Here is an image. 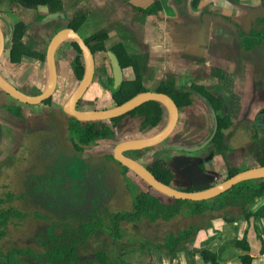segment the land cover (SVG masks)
Segmentation results:
<instances>
[{"label":"crops","instance_id":"crops-1","mask_svg":"<svg viewBox=\"0 0 264 264\" xmlns=\"http://www.w3.org/2000/svg\"><path fill=\"white\" fill-rule=\"evenodd\" d=\"M91 1L63 0V11L54 12L60 14L56 17L57 31L71 27L68 25V23H71L72 28L82 32L81 27L84 26L82 14L87 13L86 11L91 12L90 8L95 12H102L103 10L112 12L115 17L121 19L118 25L114 22L98 31L88 30L84 36L95 39L97 33L107 30L109 32V37L106 39L107 46L112 48L116 44L123 43L128 48L129 53L140 60L139 66L143 72L142 84L145 89L157 91L159 87H166L164 82L168 81L170 90L174 93H180L178 96L181 98L183 94L181 89L185 87V90L190 92L191 98L190 103H182V111L184 112L182 116L185 117V121L190 123V129L186 133H192L195 128L196 131L203 128L204 124L209 121L212 109L215 110L216 117L217 114L229 116L231 122L223 128V134L224 136L235 135V137H232L233 140L227 151H220L212 143L213 148H215L214 152L228 159L231 158L230 155L233 152L244 153V144L239 141V136L243 134L239 130L244 128V101H234L229 97L244 92V70L240 69L244 63V51L248 55L251 51L260 50V46H256L255 37L252 36L257 34L252 23L258 16L262 15L260 13L258 15V12L254 9L259 3L255 2L251 5L250 0H198V3L194 5L196 0H95V5L92 6ZM65 2H71V4H65ZM0 11V18L4 15L17 16L23 18L28 26L29 21L37 17L34 12L31 14L26 13V15L19 14L20 8L15 0H0ZM61 14H64L65 17ZM61 17L65 19L67 24H59ZM202 18H204V21L200 20ZM73 19L79 20V24H73ZM33 32L30 31L32 35ZM260 35L264 40V32ZM26 40H29V38ZM32 45L36 47L34 51L42 52L43 50L47 51L49 43H41L33 39ZM58 52L61 58L59 64L64 67L60 78L66 81V77L70 75L71 70L66 69L69 63L64 59L65 55L61 54L60 47L57 54ZM23 56L28 57V55ZM21 63L13 69L8 67L13 75L17 76L16 79L22 77L25 80L23 82L26 84L30 83V78L34 74H37L40 87L46 83V65L42 66L39 62H31L28 58H24ZM30 65L32 71L28 74ZM124 70L125 79L133 80L136 78L133 67L124 68ZM236 70L239 71L235 72ZM26 75L27 78H25ZM156 80L159 82L157 90L149 89L150 85ZM95 85L96 83L92 84L86 98L92 100L90 93ZM192 85L197 86L199 90L191 88ZM98 87L103 90L102 92H105L101 85L97 84ZM202 92L207 96H211L215 102L208 100ZM222 94L227 96L230 101H224ZM65 97V92L61 93V98ZM88 103L90 104L92 101H88ZM258 108L259 106H256L254 111ZM167 117L168 115H164L163 121L158 126L153 125L146 133L152 134L159 131L160 127L166 123ZM194 123L196 124L195 127L191 128V124ZM202 136L207 135L203 134ZM219 147L221 146L219 145ZM160 158L165 159L167 162L171 161L170 157L164 154ZM73 170L74 173L78 171L74 168ZM52 180V178L45 179L39 185L29 187V197L34 203L47 204L48 209L49 207L62 209L60 213L61 220L57 221L59 224L56 232L63 231L65 222L78 227L79 220L84 219V215H89L88 213L93 210V207L86 208L83 212L79 210L75 214L64 213L65 208H70L74 204L73 201H75L73 193L68 190L70 184L63 185L60 182L54 184L51 183ZM135 183L137 182L135 181ZM174 185L179 187V181L174 180ZM128 186L130 188L129 184ZM63 191H65V194H69V197H65L67 200L63 199L61 194H58ZM131 191L127 193L134 198L135 190ZM33 196L37 197L39 201L33 199ZM258 201L264 206V197L257 198ZM77 202L79 205L83 204L84 198H79ZM60 203L65 206L61 208ZM90 205L92 204H88V206ZM108 205L109 203L106 206L107 209ZM255 207L254 211L260 212L262 215L259 219H264V210L257 211ZM239 219L241 218L234 220L240 221ZM259 219H253L251 224L246 219L244 220V222H248L250 227V230L247 229L246 232L248 231L247 233L253 238L254 243L253 245L249 243L250 251H254L255 247L258 251L263 246L264 234L260 237L257 230L259 225L256 220ZM236 224L235 222L234 226ZM44 232L47 235L45 230ZM95 237L98 238L96 242L92 243ZM95 237L91 238L88 244L90 243L93 247H96L99 244L107 243L106 239L100 238L98 235ZM41 241L42 239L39 237V242L41 243ZM257 241L259 242L257 243ZM242 251L244 252L243 249ZM250 251L246 253H249L254 259ZM261 253H264V250ZM241 260L244 262L243 258Z\"/></svg>","mask_w":264,"mask_h":264},{"label":"flooded vegetation","instance_id":"flooded-vegetation-1","mask_svg":"<svg viewBox=\"0 0 264 264\" xmlns=\"http://www.w3.org/2000/svg\"><path fill=\"white\" fill-rule=\"evenodd\" d=\"M260 1H261L260 4H257L254 9L255 11L258 12V15L260 14L262 15L258 16L255 19V21L252 23L254 31L257 32L256 35L253 34L252 36L255 37V41L257 43L256 46L257 47L260 46V50L251 51L248 53V55L244 51V58H243L244 63L240 68L244 70V92L233 94L229 98L233 99L234 101H244V125H245L244 131L252 133V130H250V128H246V124L249 122H254L255 125L258 127V129L262 131L259 137V139H262L264 138V40L262 39L260 34L264 32V0H260ZM34 10L37 17L29 21V27L30 28L34 27V32L32 31L34 34L30 43V45L32 46V54L28 55V57L23 56L19 61H15L13 59L14 57L13 37L11 43L7 40V36L10 33L11 25L9 24L8 19H6L5 17L0 18V25L2 27L3 37H4L3 50L0 55V74L5 79L10 81L12 84H14L17 88H19L21 91H23L25 94L30 96H37L42 92H44L50 78L49 68L47 64V51L46 50H43L42 52L34 51L36 47H34L35 44L34 46L32 45L33 39L35 41H40L41 43L44 42L50 43L54 34L58 32L55 25L56 17H50V19H48L47 21L43 20L45 16L53 14L50 11L49 6L39 7ZM43 12H46V14L43 15ZM19 19L25 22L23 18H19ZM10 20L12 21L15 32V17L10 16ZM61 20H59L60 24H61ZM49 22H51V24L48 25ZM36 23H38V25H36ZM68 25H70L71 27L73 26L71 23H68ZM52 28H55L56 31L55 29ZM27 32L29 33V31ZM78 32L82 35L84 40L90 45L92 51L96 55L95 57L96 72H95L93 84L95 83L99 84L105 90V92H102L103 90H101L98 87L101 95H104L107 91H109V93L112 95L113 101L112 103L110 102L108 105L104 102L103 103L95 102L97 101V98H100V96H96L95 100L93 101L91 99L86 98L88 94L87 92L86 95L82 96L77 101L76 108L78 110L104 109L121 104L119 103L117 95L121 96L122 93L120 91L125 83V80L123 81V83L118 85V87H116V83L113 78L112 59L107 53L106 54L104 53L101 58L100 52L104 51L107 45L105 49H97V46L100 43L99 39H91L90 37L87 36L85 37L84 33H82L81 31L78 30ZM77 44L79 45V43L76 42L75 40H69V41H64L61 44L62 46L61 45L59 46L61 54L63 53L65 55L64 59L67 61V63H69V66H67L66 69L69 68V71L71 70L70 72H72L73 74V77L70 75L67 76L66 81H63L60 78L61 71L59 69L60 66L59 61H61V58L59 57V52L57 54L59 47L56 50L55 62H56L57 81L54 90L52 91L51 95H49L48 97H45L41 101L34 103L24 102V101L22 102L12 97L9 93H7L2 88H0V157L6 156V154L8 153L7 150H5L6 144L8 142L13 141L14 137L17 138L19 137L20 134L23 135L24 133L27 132L32 134L31 137L39 134L40 135L39 140L40 142L43 143L44 153H47L48 156L46 157V161H43L44 168L39 167L38 165L35 164L29 165L30 170L34 169V172H36L35 174H33V172L32 173L30 172L29 176H27V181L30 182V188L31 186L39 185L45 179H49L52 176H54L55 180H57L58 172L60 174H63L58 179L61 181L60 183H62L65 180H67L68 182L67 184H63V185H68V184L74 185L76 182H78L77 185H79V188L73 191V197L76 202L73 201L74 204L71 205L70 208L69 207L65 208L64 213L75 214L76 212H79V210L83 212L86 208L93 207L92 210L93 212L89 210L90 211V213H88L89 215H84V219L89 220L88 218L89 216L93 217L99 214L101 216L107 217L111 213L109 209L106 208V206L108 202H111V200L114 197L118 196L119 192L117 190V182H116L117 175H123L124 177L126 175L132 177V175H130V170L124 168L122 163H120L118 160L115 159L114 157L115 146H117V144L124 139L138 137L139 134L142 135L143 133L149 132V128H151L150 126L153 125H149L147 128H143V123L146 121V118H148L146 110H150L154 107L157 108L158 110L159 106L154 104V100L149 101L137 107L135 110L131 111L130 113L120 116L121 118L117 122L113 120L114 119L113 118L110 120H106L108 121L107 123L105 120L104 121L80 120L75 115L70 114L69 111L66 110V106H69L70 99L72 98L73 94L75 93L78 86L82 82L86 73L85 56L81 46L79 45V47L81 48V50H79ZM9 50H10V54H7ZM24 58H28L31 62H35V63L39 62L42 64V66L46 65L45 75L47 74V81L42 87H40L39 78L37 74H34L30 78V83L25 84L23 82L25 80H23L22 77L16 79L17 76L13 75L12 71L9 69V68L13 69L17 65L22 64L21 62L22 60H24ZM83 66H84V72H82L83 75H81V68ZM239 70H236L235 72H238ZM31 71H32V66L30 65V70L28 74ZM25 78H27V75L25 76ZM164 83L165 86L168 88L159 87L158 90L157 89L156 90L158 92L168 93L175 99L177 104L180 106L179 124L177 130L172 134L171 137L167 139V141H165V145L161 143L155 147L143 149V150L148 151L151 149H155V150L158 149L159 151H164L167 150L166 148H168V151L163 152V154L169 156V154L172 153L169 157L172 158L173 162L171 161L167 162L166 167L169 170L173 171L175 175L173 178H171L172 181L170 184L174 185V180L178 179L177 181H179V185H180L182 183H185V181L188 182L189 178L194 175L195 168H193L192 164L194 163V158L197 157V153H196L197 151L188 161L187 159L184 158L185 157L184 154H190V153L185 149H178L177 147L180 146L179 144L176 143L170 144L171 143L170 140L173 141L174 137L179 135L178 132L180 131V135L183 139V142L181 143V145H183L182 147H186L185 144L186 145L192 144L190 146L188 145L187 147L200 146L202 143L208 140L212 135V132L214 130V121L211 115H209V119H208L209 121L204 124L203 128L199 129L198 127L199 129V130L197 129L198 131H196L195 128V131H193L192 135H190V133H186V131L190 129V123H188V121H185V117L182 116V113L184 112L182 111L183 108H182L181 98L178 96V93L176 92L170 93L169 91H166V89L170 90V88L168 86V81H165ZM145 91L148 90L146 89ZM64 92L68 95H66V97L62 99L61 93L63 94ZM3 95L6 97H3ZM8 97L13 100H17L18 102H20L19 104L21 105L17 104L18 102L16 101L12 102L11 100H9ZM222 99L226 102L230 101L228 97L225 96L224 94H222ZM88 101H92L97 105L91 106L88 103ZM161 104H162L161 110L163 117L160 123L163 121L164 115H168V117L164 126H162L159 130L164 128L169 120V110L163 103ZM256 106H259V108L254 111V108ZM139 109H141L140 111H143V113L138 114L139 111L137 112V110ZM58 114L66 116V120H68V125L72 129L73 128L78 129L79 132H81V136L83 140L90 139L96 134L98 136L106 132L112 133L111 135H107L106 137L95 136V140L89 143L83 141L81 144H92V146L90 147L82 146L83 147L82 149L78 148V146L76 145L78 144V142L76 140L74 141L73 139L70 141V146L72 150L77 156H79L82 159L83 163H85L86 165V168L83 167L81 168V166L78 164L73 165L72 168L74 169L78 167V171H76V173H74V170L72 169L70 171V166L74 162H71L73 158L69 157V152L66 150L59 152L57 151L58 145L56 146V142L53 137V131L56 125L60 123L59 121H57V118L59 116L58 117L55 116ZM128 117L142 118L143 120L139 125L140 127L136 126L132 129L133 130L132 132L130 131V133H132L131 136L125 133L126 136H124L122 139H119L118 127H120V122L122 120L127 119ZM80 121L83 124V127H86V129H84L82 126H79ZM99 122L103 123V125H98ZM195 125H196L195 123L191 124V128L195 127ZM138 128L139 130L137 131V133L134 132ZM205 130H207V132H205ZM203 134H206L207 136H204V138H202L201 136ZM233 136L235 137V135L232 136L226 135L223 137V143L227 145L225 149L223 147H219L217 141H213L214 137L210 142L213 143V145L216 148L218 147L220 151H224V150L227 151V149L230 148L229 144L232 142ZM63 138L65 140H69L68 135H65ZM259 139L258 142L255 143L254 140L253 142H251L249 138H247L244 141V152H246V149H249L251 152L258 153L256 151H257V145L259 144ZM77 140H79V137H77ZM207 145L205 147H207ZM155 150L153 151L155 152ZM176 152H179L181 154L176 156L175 154ZM262 153L264 154V151H262ZM127 154L132 155L130 151H128ZM205 156L206 155H201L200 157H205ZM222 157L224 159V163L226 166V168L224 169L226 171V175H229L230 168L228 167V163H240L244 161V153L242 152H239V154L236 152L231 153L230 159L225 158V156ZM47 159L51 161V163L47 162ZM231 159L232 162H230ZM192 160L193 162H191ZM5 161H6V157H5ZM154 163L147 166H149V168L151 169V166L154 165ZM167 164H170V166ZM199 168L201 171H203V168L200 164H199ZM42 170H44L45 172L41 173ZM113 178H115V181L113 180ZM132 181L135 182L134 179ZM204 185L211 186L212 184L210 182H207L204 184H200V187ZM81 197L84 198V203L79 205L77 200ZM63 199L67 200V198L64 197ZM88 204H92V205L88 206ZM59 206L63 208L65 205L60 203Z\"/></svg>","mask_w":264,"mask_h":264},{"label":"rangeland","instance_id":"rangeland-1","mask_svg":"<svg viewBox=\"0 0 264 264\" xmlns=\"http://www.w3.org/2000/svg\"><path fill=\"white\" fill-rule=\"evenodd\" d=\"M255 2L260 4L261 1L250 0L249 3L252 5ZM90 3L92 4V6H94L95 0H92ZM65 4H71V2H65ZM23 10H27V9L20 8L19 14L22 13L23 15H26L23 13ZM90 10L91 12L86 11L87 13L82 14V16L84 17V19L82 20L84 26L81 27L82 28L81 30L84 34H86L88 30L98 31L104 29L105 27L109 26V24H112L114 22L115 24L118 25L121 21V19L115 17L112 12H108L106 10L105 11L103 10L102 12H98V11L95 12L92 11L93 10L92 8H90ZM28 11H32V10H28ZM45 14L46 12H43V15ZM61 19L60 20L62 25L67 24V22H65V20H63L62 17ZM72 22L73 24H79V20L73 19ZM49 24H51V22H49L48 25ZM36 25H38V23H36ZM32 30L34 31V27L28 28L29 34L33 37V35L30 33V31L32 32ZM59 69L60 71H63L64 67L60 65ZM70 76L73 77L72 72L70 73ZM158 83H159L158 80L154 81V83L150 85L149 89H156L158 87ZM96 96H100V98H97V101H95L98 103L104 102L108 105L110 102L112 103L113 101L112 95L109 93V91H107L104 95L100 94V91L97 88V84L91 90L90 93V97H92L93 101L95 100ZM3 97L6 96L3 95ZM9 100H11L12 102L13 101L18 102L17 100H13L11 98H9ZM19 103L20 102H18L17 104ZM90 105L94 106L97 104L92 102L90 103ZM55 116L56 117L59 116L57 118V121L60 122L59 124L56 125L53 131V137L55 139L56 146L58 145L57 151L59 152L66 150L69 152V157L73 158L71 162L74 163H72V165L70 166V171L71 169L73 170L72 166L76 164L80 165L81 168L82 167L86 168L85 163H83L82 159L74 153V151L70 146V141L73 139L74 141L76 140L77 142H79V140H77V137H80V135L76 133L79 132V130L75 128L72 129L68 125V120H66V116L59 114ZM142 120H143L142 118H130V117H128L125 120H122L120 122V127H118L119 139H122L124 136H126L125 133L131 136L132 133H130V131L132 132L133 131L132 129L136 126L140 127L139 125L141 124ZM107 122L108 121H106V123ZM98 125H103V123L99 122ZM246 128H250V130H252V133L245 132L244 128L240 129L239 132L241 131V133L243 134L239 136L240 138L239 141L242 144H244V141L247 138H249L251 142H253L254 140V142L257 143L262 131L258 129V127L255 125L254 122L247 123ZM138 130L139 128L136 129L134 132L137 133ZM178 133L179 135L175 136L173 141L170 140L171 142L170 144L176 143L179 144L180 146H183L181 145L183 139L180 135V131ZM192 134L193 132L190 133V135ZM31 135H32L31 133L27 132L24 133L23 135L20 134L19 137L17 138L14 137L13 141L8 142L6 144L5 150H7L8 152L6 156L0 157V200L6 199L3 203L0 202V209L2 207H6L10 204H13L17 208H19L22 212L28 214L24 216V218L13 217L7 226L6 234L0 236V257H2V259H0V264L7 263L10 254L13 252L15 248L20 249V252L22 251V254L18 250H17L18 254L17 252L16 254H14L17 259L20 257L21 259L19 260L20 264H36L35 260L37 258H34V256H39L41 253L45 252L46 250L45 247H49L50 245H52L50 243H46V245H44L43 237L46 236L44 232L46 225L61 220L60 213L62 209H53V207H49L48 209L47 204L38 203V202L34 203L33 200L29 197L28 190L30 189L29 188L30 182L27 181V176H29L30 172L31 173L33 172V174L36 173L34 172V169L30 170L29 165L35 164L38 165L39 167L44 168L43 161H46V157L48 156L47 153H44L43 143L40 142L39 140L40 135L38 134L33 137H31ZM65 135H68L69 140H65L63 138ZM201 137L204 138L203 136ZM263 139L264 138L259 139V144L257 145V151H256L258 153L251 152L249 149H246V152H244V161L240 163H228V167L230 168V170L242 171L260 165V163L263 162L264 160V154L262 153V151H264ZM163 144L165 145V142H163ZM82 146L84 145L82 144ZM185 146L187 147L188 145L185 144ZM153 150L155 149H151L148 151L132 150L130 152L132 153L133 156L142 160L143 163L147 165H151L154 162H156L157 157H159L158 154L160 153L158 149L155 150V152ZM196 153H197V157L194 158V163L199 162L200 159L202 161V158L200 156L206 155L203 159L204 160L207 159V160L200 163V165L203 168V171H201L200 174L205 173L208 178L210 177V180L206 179L208 182H210L213 185L217 182H221L225 180L228 177V175H226V171L224 170L226 167L224 166L225 163L223 162L222 156L219 155V153L214 152V148L211 142L208 143L207 147L198 150ZM171 154L172 153H170L169 156ZM175 154L176 156H178L181 153L176 152ZM194 154L195 153L184 154L185 156L184 158L191 159V157ZM5 157H6V161H5ZM36 157H38L39 159ZM170 159L171 162H173L172 158ZM47 162L51 163V161H49L48 159ZM230 162H232V159L230 160ZM167 165L170 166V164ZM77 169L78 167H76V170ZM44 172H45L44 170L41 171V173ZM61 175L63 174H60L58 172L57 180H55V177L52 176L51 178L53 180L51 181V183L58 184L59 182H61L60 180H58ZM131 175L133 178L131 176H126V175L125 177L123 175H117L116 182H117V190L119 193L117 197H114L111 200V202H108L109 203L108 209L110 212L130 209L133 206L134 198L127 193L128 191H131L128 184L131 186L132 189L135 190L136 193L138 192L139 188L132 183L133 179L142 189H145L146 192L159 197L162 202L172 205H178L180 207H183L184 209H188L186 205L179 203L177 199L172 200L168 196L160 193L159 191L150 188L149 185L144 183L142 179L136 176L132 171H131ZM194 179H195L194 177H191L189 178L188 182L185 181V183H182L178 186L183 189H189V188L193 189L200 187L199 183L204 182V180L200 179V181L196 183L192 181ZM113 180L115 181V178H113ZM67 183H68L67 180L62 182V184H67ZM77 184L78 182H76L74 185H70L68 189L69 192L73 193L74 190H77L79 188V185ZM10 192L13 193L14 195L13 199H7L9 198L8 193ZM227 193L229 194V192L226 193L223 192L220 195H218V197L216 196L214 198L215 201L216 202L218 201L219 203L221 201L220 199L227 197L226 196ZM60 194L64 198L69 197L68 196L69 194L68 195L65 194V191L61 192ZM33 199L39 201V199L35 196H33ZM212 201L213 200H210L209 202L204 203L203 207L204 208L212 207L213 205ZM226 204L227 205L222 209H216L213 211H211L210 209L205 210V212L203 213L204 215L203 214L200 215L198 213L196 214L194 213L192 215L191 213L188 214L187 212L184 211L179 215L177 214V216L174 219L168 222L161 218L156 223H152L149 220L145 219L148 228L147 236H145V238L152 237L154 238L155 242L161 243L166 240V235L172 232H178L180 227L195 225L197 228H200V230L197 233L193 234L196 235L195 240H192V242L189 243V245L193 243H199L198 245L195 244V246L201 248L207 247L208 249H211L213 252H216L217 260L220 264H243L241 260L242 256L245 255L243 253L249 252L250 250H244L243 248L237 246L236 243L238 239L243 238V236L246 233V230L247 229L250 230V227L248 226V222L247 223L244 222V219H239L240 221H235V220L226 221V218L227 219L240 218V213H241L240 212L241 206L239 204L232 203V200H228ZM255 209L257 211H261L264 210V206L261 205L260 201H258ZM39 213L45 215L46 217L38 218ZM71 220L73 221V219ZM77 222L78 221L76 220V223ZM235 222L237 224L234 226ZM256 223H258L259 225L257 229L258 235L262 237L264 234L263 232L264 219L256 220ZM108 225L110 224L108 223ZM134 225L135 224L132 222H123V226L126 229H128L129 231L132 230L131 232L135 230L134 234L141 239V237L143 236L142 233H140L141 230L140 226H135V228H133ZM39 237L40 239L43 240L41 243L39 242ZM247 237H248L247 238L248 243L250 242V244L253 245L254 244L253 238L250 236V234H248ZM97 238L98 237L93 238L92 243L96 242ZM198 238L199 240H197ZM114 241H115L114 238H112L111 241L107 240V244L109 245V247L113 246ZM258 242L259 241H257V243ZM263 244H264V238H263ZM103 246L104 245L99 244L96 247H93V245L89 246L88 249L81 248V253L91 255V252H93V254H95L97 249L102 248ZM137 246L138 247H135L134 249L126 252L124 254V257L120 260V262H116V264H210L205 261L204 257L200 253L191 254L185 250L182 254L172 259L171 256L168 255L166 252L163 253L152 252L149 247L143 252L141 251L142 250L141 247L139 245ZM28 247H32V249H34L33 253L29 256H27L25 251V249H27ZM242 249L244 250V252L242 251ZM261 252H262L261 249L257 251L256 247L254 248V251L252 250L250 251V253L254 256V259H252L251 264H264V253ZM18 255H23V256H18ZM17 262L18 261H16V263Z\"/></svg>","mask_w":264,"mask_h":264},{"label":"trees","instance_id":"trees-1","mask_svg":"<svg viewBox=\"0 0 264 264\" xmlns=\"http://www.w3.org/2000/svg\"><path fill=\"white\" fill-rule=\"evenodd\" d=\"M17 6L19 8H26L28 10H34L39 7L49 6L50 11L52 13L63 11L64 2L63 0H15ZM198 0L195 1L196 5ZM29 26L20 20L17 16L15 17V32L13 35V51L15 61H19L23 55H30L32 54V46L31 43V36L27 32ZM101 33H97L95 35V39H100V43L97 46V49H105L106 47V39L109 37V32L107 30L100 31ZM29 38V40H26ZM79 50L81 48L77 44ZM112 49L118 54L122 65L124 68L133 67L136 72V78L131 80H125L123 87L121 88V96L117 95L119 103H122L129 98L135 96L136 94L145 91L142 82V75L143 72L140 69L139 63L140 60L137 57H134L132 54L129 53L128 48L123 44L119 43L112 47ZM84 72V66L81 68V75ZM191 88L198 89L199 88L195 85H192ZM182 96L181 101L182 103H190V92L185 90V87L182 89ZM170 93L173 91L166 89ZM203 93V92H202ZM180 94V93H178ZM203 95H205L203 93ZM116 96V95H115ZM208 100H212L211 102H215L211 96L205 95ZM153 103V102H152ZM155 105H158L159 108H152L150 110H146L147 117L146 121L143 123V128H147L149 125L157 126L160 121L162 120V110H161V103L154 101ZM141 109L137 110L138 114L143 113L140 111ZM135 112V111H134ZM136 113V112H135ZM137 114V113H136ZM121 117L114 118L116 122ZM218 130L213 139V141H217L218 145L226 148L227 145L223 143V128L227 126L231 119L227 115H218ZM79 126L83 127V124L80 121ZM86 129V127H83ZM83 129V130H84ZM80 135L79 142L76 144L78 148L82 149V142L85 141L87 143L92 142L95 140V136L90 139H82L81 132H76ZM112 133H102L97 137H106L107 135H111ZM224 145V146H223ZM159 151V157H157L156 162L154 165L151 166V169L155 172V174L166 183H171V178H173L174 172L169 170L166 167L167 161L163 158H160L163 152L168 151ZM123 165V164H122ZM260 165H264V162H261ZM124 166V165H123ZM126 169L130 170L127 166H124ZM240 170H230L229 169V176L234 175L235 173L239 172ZM137 176V175H136ZM132 183L137 186L138 192H135L134 196V203L130 209L126 210H118L116 212H111L109 216H101L97 214L96 216L88 217L89 220L82 219L79 220V226H74L69 224V222L64 223V229L61 232H56V228L58 226V222L55 221L54 223H49L46 225V233L47 235L43 238L44 245L46 243H50L49 247H45V252L41 253L39 256H34L37 258L35 260L36 264H116V262H120V260L124 257V254L139 245L141 247V251L144 252L148 247L152 252L163 253L166 252L171 258H175L178 255L182 254L185 250L191 254H198L200 253L205 261L210 264H220L217 260V253L213 252L211 249L207 247H198L195 246L199 243H193L192 240H195V236L193 235L197 233L200 228H197L195 225H188L186 227H180L178 232H172L166 235V240L164 242H155L154 238H145L147 236L148 228L147 222L145 219L149 220L152 223H156L159 219H163L165 221H171L174 219L177 214H181L184 211L188 214H200L202 215L205 210L210 209L211 211L216 209H222L227 204L228 200H232V203L239 204L241 206V213L240 218L246 219L250 224L253 219H259L262 217L261 213L254 211V207L257 205V198L264 197V178H256V179H249L238 184L234 185L232 188L228 189L226 192V196L218 203L214 198L209 200H202V201H192V200H184V199H177V201L183 205H186L188 209H184L178 205L167 204L162 202L161 199L157 196H154L137 185L134 181ZM208 187L207 185L198 187V188H189L185 190H198L202 188ZM131 188V186H130ZM131 190H133L131 188ZM22 196V195H21ZM7 199H13V193H8ZM23 197V196H22ZM218 197V196H217ZM6 199H1L0 202H4ZM213 200L212 207L204 208L203 204ZM28 214L19 210L15 205L10 204L6 207H2L0 209V236L6 234L7 226L10 220L13 217L24 218ZM204 215V214H203ZM45 215L41 213L38 214V218H44ZM48 219V216H47ZM233 219H227L226 221H233ZM123 222H132L135 226H140V233H142L141 239L136 236L135 230L133 232L129 231L123 226ZM108 223L110 225H108ZM51 228V231H50ZM248 232V231H247ZM245 233L243 238L237 240V246L243 248L244 250L250 249V242L247 241L248 233ZM98 235L100 238H104L106 240H112L114 238L113 246L109 247V245H104L102 248L97 249L95 254L91 252V255L82 254L81 248L88 249L89 246H92L88 241ZM259 237V236H258ZM42 240V241H43ZM199 240V238L197 239ZM41 241V242H42ZM20 249L15 248L13 252L10 254L9 259L7 260L6 264H20L19 260L20 257L17 259L14 254H18ZM264 250V244L261 248V251ZM27 255H31L33 253L32 247H28L25 249ZM22 254V251L20 252ZM23 256V255H18ZM94 258V259H93ZM243 264H251L252 257L250 254H245L242 256ZM2 259V257H0ZM16 261H18L16 263Z\"/></svg>","mask_w":264,"mask_h":264},{"label":"water","instance_id":"water-1","mask_svg":"<svg viewBox=\"0 0 264 264\" xmlns=\"http://www.w3.org/2000/svg\"><path fill=\"white\" fill-rule=\"evenodd\" d=\"M33 12H34L33 10L32 11L23 10L24 14L26 13L31 14ZM59 15H60L59 13H53L45 16L43 20L47 21L48 19H50V17H57ZM61 16L65 17L64 14H61ZM3 17L8 19V22L11 25L10 33L7 36V40L11 43L14 34V27L12 21L10 20V16L4 15ZM200 20L204 21V18ZM69 40H75L76 42L79 43V45L83 50L86 60L85 76L82 82L80 83V85L78 86L77 90L73 94L72 98L70 99L69 106H66V110H68L70 114L75 115L80 120L104 121L130 113L131 111L135 110L137 107L141 106L142 104L153 100L163 103L168 108L169 120L164 128L157 131L156 133H152V134L143 133L138 137L124 139L117 144L114 151L115 159L118 160L120 163H122L124 166H127L130 169V171H132L135 175L140 177L144 183L150 186V188L159 191L160 193L168 196L172 200L184 199V200H192V201H202V200H209L215 198L216 196L232 188L234 185L238 184L239 182L249 179H255V178H264V165H258L255 167H251L239 171L234 175L229 176L225 180L221 182H217L206 188H202L198 190H185V189H180L172 184L166 183L165 181L161 180L153 172V170H151L149 166H147V164L143 163L142 160H140L135 156L127 154L128 151L152 148L167 141V139L171 137L172 134L177 130L180 119V106L177 104L175 99L168 93L148 90V91H142L136 94L131 99L127 100L126 102L118 104L114 107L104 108V109L78 110L76 108L77 101L82 96L87 94L88 90L93 84V80L96 72V59H95L96 55L92 51L90 45L84 40L82 35L72 27H67L59 30L53 36V38L51 39L48 45L47 64L49 68L50 78L44 92H42L37 96L27 95L19 88H17L14 84H12L10 81H8L3 76H1V74H0V88H2L4 91L9 93L12 97L22 102L24 101V102L34 103L41 101L43 98L51 95L52 91L56 86V81H57L56 62H55L56 50L64 41H69ZM3 43H4V37H3L2 27L0 25V55L3 50ZM100 53L102 56L104 53L105 54L107 53L112 59L113 78L115 80L116 87H118V85L123 83V81L125 80V70L119 59L118 54L109 46H107L106 49ZM7 54H10V50L7 52ZM209 106L211 107V105ZM211 117L214 121V130L208 140H206L204 143H202L200 146L197 147L178 146L177 148L185 149L190 154H192L205 147L213 139L218 127V121L214 109H212ZM83 145L85 147L92 146V144H83ZM201 158L202 161L200 159L198 163L192 164L193 168H195L194 169L195 173L192 176L195 179L192 181L198 183L200 179H202L204 180V182H201L199 184H204L208 182L206 179L209 178L206 176L205 173L200 174L201 170L199 168V164L202 163L203 161H206L207 159L204 160L203 159L204 157ZM187 160L189 161L190 159ZM191 162H193V160Z\"/></svg>","mask_w":264,"mask_h":264}]
</instances>
